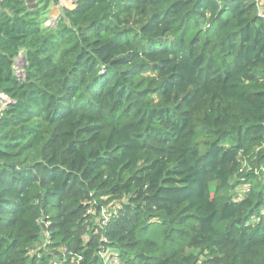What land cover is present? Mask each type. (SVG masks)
<instances>
[{
    "label": "trees",
    "instance_id": "1",
    "mask_svg": "<svg viewBox=\"0 0 264 264\" xmlns=\"http://www.w3.org/2000/svg\"><path fill=\"white\" fill-rule=\"evenodd\" d=\"M61 1H0V264H264L256 2Z\"/></svg>",
    "mask_w": 264,
    "mask_h": 264
},
{
    "label": "built area",
    "instance_id": "2",
    "mask_svg": "<svg viewBox=\"0 0 264 264\" xmlns=\"http://www.w3.org/2000/svg\"><path fill=\"white\" fill-rule=\"evenodd\" d=\"M1 1V0H0ZM76 2V0H62L61 1V3L59 4V5H63V7L64 8H74V6H75V3ZM254 2H256V4H257V7H258V10H259V17L261 18V19H263L264 20V0H254ZM49 24H50V22H49ZM22 61V57H20L19 59H18V61ZM17 61V62H18ZM0 100H1V102H0V113H1V111L7 106V105H10L11 103H12V100L10 99V98H8V97H6L4 94H2L1 92H0ZM3 108V109H2ZM109 264H118L117 263V258H112L110 261H109Z\"/></svg>",
    "mask_w": 264,
    "mask_h": 264
},
{
    "label": "rangeland",
    "instance_id": "3",
    "mask_svg": "<svg viewBox=\"0 0 264 264\" xmlns=\"http://www.w3.org/2000/svg\"><path fill=\"white\" fill-rule=\"evenodd\" d=\"M60 7H63V5L56 6V7H54L52 9L50 23L57 22L59 16L61 15V13H60ZM22 67H23V61L20 60V61L17 62V65H16L18 74H21L22 75ZM0 102H1V100H0Z\"/></svg>",
    "mask_w": 264,
    "mask_h": 264
},
{
    "label": "water",
    "instance_id": "4",
    "mask_svg": "<svg viewBox=\"0 0 264 264\" xmlns=\"http://www.w3.org/2000/svg\"><path fill=\"white\" fill-rule=\"evenodd\" d=\"M60 13L62 14V15H64V13H65V8L64 7H60ZM23 66H25L26 65V61L24 60V58H23Z\"/></svg>",
    "mask_w": 264,
    "mask_h": 264
}]
</instances>
